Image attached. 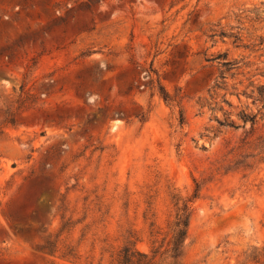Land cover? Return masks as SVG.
Returning <instances> with one entry per match:
<instances>
[{
  "label": "rangeland",
  "instance_id": "1",
  "mask_svg": "<svg viewBox=\"0 0 264 264\" xmlns=\"http://www.w3.org/2000/svg\"><path fill=\"white\" fill-rule=\"evenodd\" d=\"M195 183L181 264L264 260V0H0V264L165 247Z\"/></svg>",
  "mask_w": 264,
  "mask_h": 264
},
{
  "label": "trees",
  "instance_id": "2",
  "mask_svg": "<svg viewBox=\"0 0 264 264\" xmlns=\"http://www.w3.org/2000/svg\"><path fill=\"white\" fill-rule=\"evenodd\" d=\"M225 64L231 65L230 63ZM160 95L164 101L169 99L168 95L163 90H160ZM239 118L244 124L247 122L251 125L254 124V120L249 119L245 115ZM183 123L184 118L183 115L180 114L179 124L183 125ZM217 123L222 125L219 121H217ZM226 126L230 128L237 127L233 121L226 123ZM199 195L200 188L199 185L195 183L191 195L186 200L181 201L180 205L176 207L173 220L169 224L170 237L165 247H162V245L152 246L149 253H144L137 250L133 244L127 243L118 251L115 264H181V257L183 255L189 221L193 210L191 204L199 198ZM172 198L177 206L180 199L175 195ZM262 256L264 257V253ZM252 260L256 264H264V260L259 261L256 255H253Z\"/></svg>",
  "mask_w": 264,
  "mask_h": 264
}]
</instances>
